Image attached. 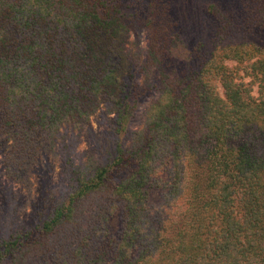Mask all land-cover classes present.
Segmentation results:
<instances>
[{
	"label": "trees",
	"instance_id": "trees-1",
	"mask_svg": "<svg viewBox=\"0 0 264 264\" xmlns=\"http://www.w3.org/2000/svg\"><path fill=\"white\" fill-rule=\"evenodd\" d=\"M170 9L0 0V153L11 176L27 182L55 135L100 108L114 134L93 169L67 163V193L50 191L31 226L0 227V264H264V46L198 44L182 57ZM136 29L146 31L141 60L125 47ZM149 189L163 191L157 207Z\"/></svg>",
	"mask_w": 264,
	"mask_h": 264
},
{
	"label": "rangeland",
	"instance_id": "rangeland-1",
	"mask_svg": "<svg viewBox=\"0 0 264 264\" xmlns=\"http://www.w3.org/2000/svg\"><path fill=\"white\" fill-rule=\"evenodd\" d=\"M143 0H122L130 5ZM263 0H170V16L179 31L178 50L182 57L196 45L221 47L240 43L264 46ZM147 39L146 31L136 29L126 40L129 54L143 58ZM143 107V105H142ZM142 111V108H140ZM100 108L88 125L80 129H63L53 138L52 150L42 153L29 171L28 181L15 180L7 168L4 154L0 153V227H28L42 205V199L51 191L56 199L68 190L67 163L93 169L114 146L110 119ZM141 121V117H138ZM139 125V124H138ZM5 161V162H4ZM161 189H149L150 207L162 202ZM109 232L120 230L119 211L109 221ZM8 228V227H6Z\"/></svg>",
	"mask_w": 264,
	"mask_h": 264
}]
</instances>
